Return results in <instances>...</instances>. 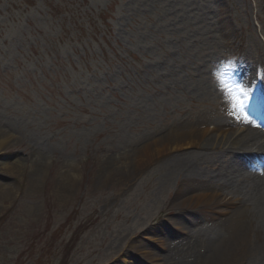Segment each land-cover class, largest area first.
I'll return each instance as SVG.
<instances>
[{
	"label": "rangeland",
	"instance_id": "obj_1",
	"mask_svg": "<svg viewBox=\"0 0 264 264\" xmlns=\"http://www.w3.org/2000/svg\"><path fill=\"white\" fill-rule=\"evenodd\" d=\"M237 61L253 95L264 0H0V264H220L234 207L192 211L186 179L235 181L228 200L246 170L193 146L134 155L234 120L217 74ZM232 249L224 264H264V245Z\"/></svg>",
	"mask_w": 264,
	"mask_h": 264
},
{
	"label": "bare ground",
	"instance_id": "obj_2",
	"mask_svg": "<svg viewBox=\"0 0 264 264\" xmlns=\"http://www.w3.org/2000/svg\"><path fill=\"white\" fill-rule=\"evenodd\" d=\"M220 130L222 132H218ZM163 141L165 142L156 141L153 145L150 144L152 145L151 148L148 147L149 145L140 148L134 155L135 165L140 164L141 161H148L152 153H155V155L161 152L169 154L178 147L193 146V148L206 152L211 150V155H220L229 158L230 162L228 166L231 167L230 171L234 172V170L236 171L239 168L245 169L244 162H240L239 160L253 157L259 159L261 156L257 154L264 153V139L247 129L224 131L222 122H215L211 130L205 127L202 130L190 131L177 137L171 135ZM3 166V169H6L8 172L15 173L20 171V167L18 168L15 165L13 169L10 168V165L3 164ZM188 175L191 178H187L186 182L193 181L192 190L186 188L190 194L188 197L190 204L188 206L192 211H219L223 210L222 207L225 209H228L230 205L234 207V210L229 213L230 218L228 216L226 218L227 222L222 223V229H227L228 231L227 235L223 236L222 240H220L222 247L219 251L223 250V254L219 256V260L222 261L220 264H224L227 261H234L240 256L241 252L233 251L232 246L234 245L241 249H244L246 244L248 246L264 245V182L260 188L259 182L252 185L249 180L243 191L238 189L241 191V197L225 200L222 198V191L224 189L234 188L235 181L231 182L229 179L221 176L210 177L207 173L201 174L195 172L193 175H190V173ZM195 189L211 190L213 193L212 195L197 194L193 196L192 192L196 191ZM236 218L240 220L238 226H235ZM189 221L190 219L185 222L189 223ZM176 225H179V223ZM197 253L201 252L198 251ZM211 256L210 253L209 257L206 256L205 259L209 260ZM215 257L212 256V258ZM122 264L129 263L124 261Z\"/></svg>",
	"mask_w": 264,
	"mask_h": 264
},
{
	"label": "snow or ice",
	"instance_id": "obj_3",
	"mask_svg": "<svg viewBox=\"0 0 264 264\" xmlns=\"http://www.w3.org/2000/svg\"><path fill=\"white\" fill-rule=\"evenodd\" d=\"M217 84L222 94H226L229 100V106L232 109L230 114L237 112H244L245 105L248 102L250 96V90L246 89L243 85L236 83L231 84L227 81L223 73H218ZM247 119V117H244Z\"/></svg>",
	"mask_w": 264,
	"mask_h": 264
},
{
	"label": "trees",
	"instance_id": "obj_4",
	"mask_svg": "<svg viewBox=\"0 0 264 264\" xmlns=\"http://www.w3.org/2000/svg\"><path fill=\"white\" fill-rule=\"evenodd\" d=\"M76 238H77V234L74 233V234L72 235V240L75 241ZM68 251H69V250H68Z\"/></svg>",
	"mask_w": 264,
	"mask_h": 264
}]
</instances>
